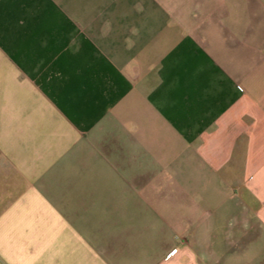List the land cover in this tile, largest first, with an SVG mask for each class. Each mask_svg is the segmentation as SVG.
Instances as JSON below:
<instances>
[{
  "label": "crops",
  "instance_id": "0c3cea01",
  "mask_svg": "<svg viewBox=\"0 0 264 264\" xmlns=\"http://www.w3.org/2000/svg\"><path fill=\"white\" fill-rule=\"evenodd\" d=\"M0 264H264V0H0Z\"/></svg>",
  "mask_w": 264,
  "mask_h": 264
}]
</instances>
